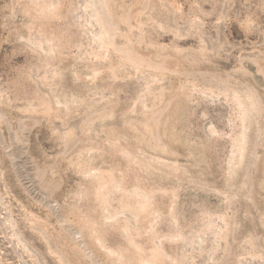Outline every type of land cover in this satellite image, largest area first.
<instances>
[{"label":"rangeland","instance_id":"obj_1","mask_svg":"<svg viewBox=\"0 0 264 264\" xmlns=\"http://www.w3.org/2000/svg\"><path fill=\"white\" fill-rule=\"evenodd\" d=\"M0 264H264V0H0Z\"/></svg>","mask_w":264,"mask_h":264},{"label":"bare ground","instance_id":"obj_2","mask_svg":"<svg viewBox=\"0 0 264 264\" xmlns=\"http://www.w3.org/2000/svg\"><path fill=\"white\" fill-rule=\"evenodd\" d=\"M106 29V28H105ZM104 38V37H103Z\"/></svg>","mask_w":264,"mask_h":264}]
</instances>
